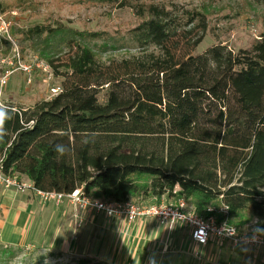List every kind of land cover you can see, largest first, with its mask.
<instances>
[{"label": "trees", "instance_id": "1", "mask_svg": "<svg viewBox=\"0 0 264 264\" xmlns=\"http://www.w3.org/2000/svg\"><path fill=\"white\" fill-rule=\"evenodd\" d=\"M121 7L139 18L126 38L142 52L127 58L96 56L102 31L61 21L17 29L61 82L30 107L0 106L1 171L35 189L82 188L103 201L184 199L238 229L256 219L264 235V29L246 48L193 53L201 36L188 35L206 31L203 13L178 16L155 0Z\"/></svg>", "mask_w": 264, "mask_h": 264}, {"label": "rangeland", "instance_id": "2", "mask_svg": "<svg viewBox=\"0 0 264 264\" xmlns=\"http://www.w3.org/2000/svg\"><path fill=\"white\" fill-rule=\"evenodd\" d=\"M1 1L5 5L2 15L10 21V25L9 37L0 35V77L7 72L10 74L5 84L0 86V106L11 104L30 107L39 100L50 99L60 87L61 79L53 74L51 67L32 48L31 41L21 39L17 34L19 28L25 29L43 21H61L78 30L102 31L105 39L98 40L91 46L96 56L103 61L127 58L142 52L127 41L126 30L138 23L139 18L132 8L121 7L122 0ZM155 2L165 5L178 16H183L185 11H197L205 15L206 31L202 32L200 27H197L188 35L190 40L201 36V41L193 53H201L207 47L219 43L228 49L246 48L264 29L261 21L264 5L253 0H155ZM183 49L185 50L184 46L181 50ZM149 50L155 48L150 47ZM161 230L162 239L167 235L169 241L167 240L161 250H157L155 260L151 259L153 252L146 256L150 257L148 264H264L259 251L243 248L232 250L214 247L209 252L206 249L201 259H197L193 256L192 250L181 247L182 242L176 248L174 244L169 243L170 236L175 232L169 233L164 228ZM180 231L187 235L186 230ZM184 234L179 238L183 239ZM1 241L2 238L0 264H77L78 260L83 258L89 259V264H121L120 261L108 262L89 254L60 252V257L56 258L55 254L59 253L57 250L3 244ZM123 263L135 264L132 260L126 259Z\"/></svg>", "mask_w": 264, "mask_h": 264}, {"label": "crops", "instance_id": "3", "mask_svg": "<svg viewBox=\"0 0 264 264\" xmlns=\"http://www.w3.org/2000/svg\"><path fill=\"white\" fill-rule=\"evenodd\" d=\"M22 182L27 184L23 190L0 185V238L3 244L89 254L121 264H125L124 259L135 264H148L150 252L154 253L151 259L155 260L157 250L169 241L167 235L162 239V230L151 218L127 224L122 218H108L102 213H81L82 220L76 225L73 208L66 201L59 205L43 202L31 182L23 179ZM180 230L175 229L169 243L176 248L182 242V248L192 250L188 233L185 235ZM181 234H184L183 239L179 238Z\"/></svg>", "mask_w": 264, "mask_h": 264}, {"label": "built area", "instance_id": "4", "mask_svg": "<svg viewBox=\"0 0 264 264\" xmlns=\"http://www.w3.org/2000/svg\"><path fill=\"white\" fill-rule=\"evenodd\" d=\"M10 21L0 14V35L9 37ZM27 69V68H26ZM28 71L29 70H25ZM9 72L0 77V86L5 84ZM0 185L5 188L23 190L27 188L25 182L10 177L1 171ZM34 192L45 202L61 204L66 201L73 208V216L78 225L82 217L81 213L89 215L93 212L102 213L104 216L118 217L131 224L140 219L151 218L156 226L166 229L169 233L181 228L187 231L193 245L192 253L197 259H201L206 249L209 248H243L250 251H259L261 261H264V235L260 234L256 227V219H253L243 229L230 225L226 220L218 221L214 216L203 218L195 213L184 199L174 202H160L159 204H136L133 202H111L92 199L84 193L82 188H76L69 193L56 191H42L33 188ZM212 212V208H207ZM221 211L226 212V208Z\"/></svg>", "mask_w": 264, "mask_h": 264}, {"label": "clouds", "instance_id": "5", "mask_svg": "<svg viewBox=\"0 0 264 264\" xmlns=\"http://www.w3.org/2000/svg\"><path fill=\"white\" fill-rule=\"evenodd\" d=\"M66 151L63 145H57V152L63 154Z\"/></svg>", "mask_w": 264, "mask_h": 264}]
</instances>
